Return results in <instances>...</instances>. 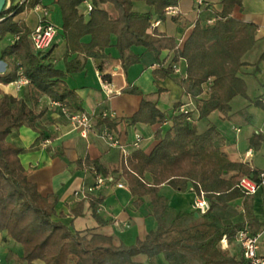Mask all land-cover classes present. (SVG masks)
Instances as JSON below:
<instances>
[{
  "label": "trees",
  "instance_id": "16d2710c",
  "mask_svg": "<svg viewBox=\"0 0 264 264\" xmlns=\"http://www.w3.org/2000/svg\"><path fill=\"white\" fill-rule=\"evenodd\" d=\"M89 2L86 15L81 5ZM142 2L149 12L133 11V3ZM242 0H222V10L216 13L213 26L202 27L196 22L191 34L180 46L179 41L152 28L156 18L164 22L165 10L174 4L172 0H56L61 13V39L65 52L60 64L52 63L48 52H35L29 42L30 29L23 21L16 20L21 14L41 6V0H25L8 4L0 11V45L7 37L13 43L0 51V60L10 73L0 77V84L8 85L21 76L29 82L31 94L44 96L50 101L61 102L72 108L79 106V98L69 86L68 76L83 71L86 60L97 59L120 62L124 72L137 65L141 56L136 49L153 54L159 67L153 70L154 78L165 79L177 70V63H186L184 77L176 79L177 85L192 101L193 111L180 112V102L175 103L170 114L161 112L149 97L137 89L124 90L127 94L141 97L139 109L129 118L110 120L101 118L109 130L120 123L126 126L143 124L163 125L154 133L156 144L150 153L134 149L122 156L117 166L105 169L98 161H76L79 170H87L96 177H112L115 182L128 187L135 206L149 197L152 218L157 222L155 231H149L143 239L131 245H114L112 238L99 234H81L73 230L71 220L56 211L57 199L42 196L35 184L28 181L19 159L22 149L8 141L9 135L22 126L35 129L36 120L43 117L23 99L0 96V234L21 248L24 264H133L136 256H146L150 263L162 256L167 264H242L221 249L225 239L236 240L239 232L247 230L257 235L264 229L252 214L251 200L238 187L241 178L257 179L261 173L247 163L228 159L225 139L214 125L199 133L192 118L207 119L213 112L223 117L231 111L230 102L243 97L264 112V95L249 100L247 86L238 76L245 65L243 57L255 44L257 26L232 18L235 8ZM104 5L114 8L116 17L102 9ZM173 21L175 15H170ZM113 49L115 56L106 54ZM163 52L172 55L164 67L160 60ZM264 61V54L257 64ZM105 66H99L104 73ZM160 93V90L158 91ZM246 115L245 111L239 113ZM115 119V118H112ZM43 132L39 140L49 139ZM264 143L263 134H255L249 140V148L259 151ZM94 185V183H93ZM163 186L175 192H192L209 203L204 214L193 211H172L168 199L160 194ZM242 199L245 220L224 224L214 212L215 207L225 208L230 202ZM94 218L100 223L97 209L103 198H86ZM83 201L71 212L79 216ZM2 262V261H1ZM3 264V262H2Z\"/></svg>",
  "mask_w": 264,
  "mask_h": 264
},
{
  "label": "crops",
  "instance_id": "0c3cea01",
  "mask_svg": "<svg viewBox=\"0 0 264 264\" xmlns=\"http://www.w3.org/2000/svg\"><path fill=\"white\" fill-rule=\"evenodd\" d=\"M45 1L41 0V6L46 10ZM172 1L174 4L170 8L176 12V21H173L171 16H167L164 22L158 21L156 29L159 33L175 38L180 46L191 34L196 22H200L202 27H207V22H211L209 26L211 27L216 21V13L222 10V0H201L202 3L199 5L197 0ZM7 2L14 5L18 0H7ZM53 2L56 3V0ZM88 6H90L89 2L80 7V11L86 16L89 12ZM132 8L133 11L139 13L150 11L142 2H134ZM102 9L116 17L111 5H104ZM40 16V13L30 10L18 16L16 20L23 21L32 31ZM232 18L257 26L255 44L243 57L242 61L245 65L238 73L247 86V97L252 101L264 95V61L259 62L257 66L254 65L264 54V0H242L241 7L234 9ZM154 19L157 22L155 17ZM13 40V37H7L1 43L0 51L11 45ZM136 50L141 56L140 62L128 68L126 72L122 70L120 62L115 58L109 63L105 60L102 62V60L89 59L85 61L82 72L68 76L66 81L79 98V106H74L73 109L77 108V110L86 112L93 118L92 133L85 139L79 137V134L66 123L58 111L49 106V99L31 94L29 86L18 87L17 81L8 85L0 84V96L21 98L35 111L43 113V117L35 121L34 130L22 126L7 138L10 143L22 149L19 159L26 171L28 181L36 185L37 191L42 196H53L57 199L56 211L66 216L67 220H71L74 231L81 234H99L110 237L116 246L121 243L131 245L137 239H143L147 232L156 230L157 222L152 218L149 197L142 198L141 203L135 206L136 198L131 197L124 181L122 188L113 186L93 191L95 175L87 170L77 169L76 161L86 157L92 162L98 161L105 169L117 166L121 161L123 156L121 150L109 147L98 136L102 130H109L101 123V114L107 113L115 118L110 120L129 118L135 114L139 109L141 97L133 93H125L124 90L129 88L137 89L142 95L147 94L149 100L154 102L161 112L170 114L177 102L183 104L179 109L194 110L192 101L176 83V79L185 76L186 63L179 61L174 75L165 79H155L153 70H157L159 65L153 54L145 52L144 49ZM53 51L57 53L55 55L51 53V61H59L61 64L65 48L59 34L54 42ZM105 53L115 56L113 49L105 50ZM171 59L172 55L168 52H163L160 58V60H165L164 67L170 63ZM100 65L105 66L103 74L99 72ZM114 68L120 69L112 74ZM9 73L10 69L0 60V77ZM105 82L114 91L111 96H107L101 89V85ZM229 105L231 111L226 117L213 112L207 119L198 120L197 114L193 112L192 118L197 132L202 133L210 125H214L225 139V152L228 159L236 163H247L253 169L264 172V143L257 152L251 150L248 144L253 135H264V112L240 96L232 99ZM243 111L246 115L239 114ZM168 125L167 122L163 125L137 124L128 127L119 122L114 130L109 131L118 137L126 155L137 148L150 153L156 144L154 133L160 126L166 128ZM41 132L51 136L49 137L50 145L47 147L40 144L41 140L38 138ZM136 135L142 137L138 146H134ZM159 190L160 194L168 199L169 208L172 211H192L191 205L197 198L192 192L179 193L167 186ZM88 196L103 198L97 214L105 224H100L94 218L86 200ZM249 197L253 216L264 225V189H260L254 196ZM177 199L184 200L183 204L178 205L175 202ZM80 201H83L81 214L73 216L71 212ZM214 212L224 224L245 220L242 199L230 202L225 208L215 207ZM257 235L259 253L264 256V229ZM221 249L228 251L235 258L239 259L242 256L241 247L236 241L228 243L224 239ZM20 251V246L9 240L5 233L0 234V260L3 264H24L20 259ZM132 263L167 264L162 256L150 263L143 255L134 257ZM35 264L42 263L35 262Z\"/></svg>",
  "mask_w": 264,
  "mask_h": 264
},
{
  "label": "built area",
  "instance_id": "2783aa9c",
  "mask_svg": "<svg viewBox=\"0 0 264 264\" xmlns=\"http://www.w3.org/2000/svg\"><path fill=\"white\" fill-rule=\"evenodd\" d=\"M19 2H23L25 0H18ZM198 5L202 3L201 0H197ZM88 11L90 10V6H88ZM33 12L40 13L41 16L39 17L35 27L32 29L29 35V42L32 49L35 52H48L54 45L56 37L58 36L59 32L55 26H53L50 21L47 19V12L42 6H35L33 8ZM167 16L175 15L176 12L173 8H167L165 10ZM157 22L152 23V28L157 27ZM207 25L210 26L211 22H207ZM53 64L56 61L52 62ZM118 69L114 68L112 70V74H115ZM16 84L18 87L28 86V80L21 76ZM102 91L107 95L111 96L114 91L110 88L108 83H103L101 85ZM49 106L52 109L58 111L59 115L66 120L68 123L78 134L81 138H87L90 133H92L94 124L93 118L91 115L87 114L86 112L73 109L71 106L67 104H63L61 102L50 101ZM180 112H185L186 109L180 108ZM102 118H114L113 116L102 113ZM100 139H102L109 147L118 148L121 150L123 156L126 155L124 149L120 145L118 137L110 132L107 129H104L98 135ZM142 137L140 135L135 136L134 146H138L141 142ZM40 144L43 147H47L50 145L49 139H43L40 141ZM117 187L122 188L123 184L115 182L114 179L110 176L96 177L94 181V185L92 186V190H99L104 187ZM239 189L247 196H254L260 189H264V172H261L257 179H253L251 177L245 176L240 179L238 183ZM191 209L193 212L197 214H204L209 210V203L203 197H197L196 200L192 203ZM236 243H238L241 247L242 251V264H264V256L259 253V237L258 235H251L247 230L241 231L238 233L236 238ZM0 264H2L0 260Z\"/></svg>",
  "mask_w": 264,
  "mask_h": 264
},
{
  "label": "rangeland",
  "instance_id": "374dc122",
  "mask_svg": "<svg viewBox=\"0 0 264 264\" xmlns=\"http://www.w3.org/2000/svg\"><path fill=\"white\" fill-rule=\"evenodd\" d=\"M45 4V7H46V12H47V19L48 21H50V23L55 26L59 32V36L61 34V25L60 24V20H61V16H60V13L58 11V7H57V4L53 2V0H46L44 2ZM6 39H4L3 41H5ZM2 46V45H1ZM0 46V47H1ZM57 52L56 51H53L52 54L55 55ZM184 200L182 199H177L175 200V202L178 204V205H181L183 204ZM192 210V209H191ZM193 211V210H192Z\"/></svg>",
  "mask_w": 264,
  "mask_h": 264
},
{
  "label": "water",
  "instance_id": "95a60500",
  "mask_svg": "<svg viewBox=\"0 0 264 264\" xmlns=\"http://www.w3.org/2000/svg\"><path fill=\"white\" fill-rule=\"evenodd\" d=\"M5 3H6V0H0V11L4 7ZM196 215H197V213H196Z\"/></svg>",
  "mask_w": 264,
  "mask_h": 264
}]
</instances>
